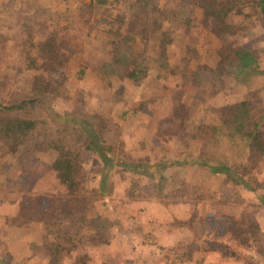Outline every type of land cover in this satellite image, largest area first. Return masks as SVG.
Returning <instances> with one entry per match:
<instances>
[{
    "label": "rangeland",
    "instance_id": "374dc122",
    "mask_svg": "<svg viewBox=\"0 0 264 264\" xmlns=\"http://www.w3.org/2000/svg\"><path fill=\"white\" fill-rule=\"evenodd\" d=\"M89 2L93 5L97 1L0 0V104L9 106L25 96L35 77L55 79L64 85L67 97L54 100L50 111H78L99 118V123L114 131L109 140L116 141L115 153L122 162L142 167L163 161L184 163L167 172L169 182L162 183L159 192L163 200H159L148 190V179L116 168L108 170L85 150L84 142L64 148L67 165L72 164L82 179L83 192H90L87 220L94 216L103 219L109 243H96L89 221L77 234L74 228L66 232L68 208L60 209L57 201L51 202L42 216L30 220L32 214L40 212L31 207L34 204L30 206V195L56 191L58 179L49 169L56 154L35 153V160L22 178L20 149L13 144L23 137L18 132L0 137V239L4 241L0 253L8 251L10 245L12 255L25 253L19 242L9 245L5 241L8 237L15 240L17 236L12 232L17 227L21 240L26 242L36 239L35 234L39 239L44 234L41 240L46 245L56 242L53 237L57 235L71 236L70 252L87 255L89 264H264V205L260 204L264 199V156H252L239 140L221 142L210 150L240 172L245 170L242 173L245 179L250 175L253 191L189 165V156L183 160L202 147L208 126L235 107L252 103L264 108V79H256L249 88L227 83L213 93L206 83L194 85L186 68L197 62L213 67L220 51L227 55L240 43L258 50L264 68V27L256 13L247 10L251 14L243 20L247 27L224 43L198 22L199 10L194 27L163 22L144 41L138 36L141 23L126 17L118 26L121 36L117 37V23L104 22L98 9L90 13ZM108 8L113 16L120 12L127 16L128 10L122 4ZM125 37L131 39L130 52L147 71L138 86L104 70L116 44ZM43 116L52 138H60L66 126L54 124L47 114ZM200 122L203 126L198 131ZM13 205L19 211L17 215ZM4 214H8L7 221ZM240 215H246L259 228L263 242L258 250L237 246L229 237L226 218ZM36 220L45 232L25 227L31 223L34 226ZM44 243L30 253L40 255ZM227 246L236 255H229ZM189 249L191 261L180 263L176 258L183 255L179 259L186 260ZM36 255L28 262L9 264H37L33 259Z\"/></svg>",
    "mask_w": 264,
    "mask_h": 264
},
{
    "label": "trees",
    "instance_id": "16d2710c",
    "mask_svg": "<svg viewBox=\"0 0 264 264\" xmlns=\"http://www.w3.org/2000/svg\"><path fill=\"white\" fill-rule=\"evenodd\" d=\"M92 5L87 3L90 13L98 9L103 14V21L109 24L117 23L114 31L115 36L120 37L119 27L123 24L126 17L131 21L141 23L142 30L138 36L144 41L147 35H154L162 26L163 22H170L175 25L193 26L197 19V10L200 11V22L211 34H214L221 42H225L229 37L235 36L239 29L247 27L243 24V20L251 18V14L246 12L252 10L255 12L264 27V0H96ZM127 1V2H126ZM122 4L127 11V16L123 13L113 16L110 14L108 6L117 7ZM54 21L58 17L50 16ZM242 18V19H239ZM139 19V20H136ZM119 26V27H118ZM194 27V26H193ZM146 35V36H145ZM129 37L121 38L113 53L110 63H106L105 71L109 75L117 76L121 80H127L138 86L147 76V71L141 68L138 58L130 52ZM188 63V62H187ZM105 64V63H104ZM188 64L191 82L194 85L206 83L216 93L224 88L227 83H235L236 85L249 88L250 84L256 79H264V68L259 63V52L251 44L240 43L237 47L227 54L219 52L216 64L207 66L197 62L194 67ZM32 68V64L28 66ZM192 67V68H191ZM43 78V77H42ZM67 90L64 85L55 79L34 78L29 91L25 96L19 98L14 104L6 106L0 104V137L10 136L17 133L22 140L17 141L14 148L20 149L18 163L24 172L20 175L26 177L28 166L35 160V153L53 151L56 156L52 160L49 169L55 172L57 176V188L55 193H39L30 195V206L38 208L35 215H31L30 220L42 216L51 202L60 205V209H65L67 218L66 232L70 233L74 228V232L79 233L86 222L89 221V227L94 229L93 240L108 244L109 239L106 237L103 219L94 216L92 220H87L86 201L90 197L86 191L83 192L84 183L81 178L74 172V166L65 161L62 151L73 142H84L85 150L92 153L101 165L108 167V170L118 169L119 171L130 172L140 175L150 181L149 191L156 199L163 200L159 191H161L162 183L169 182L167 172L175 167L183 165V162H161V164H153L144 166L127 162H122L116 156L115 140H109L114 131L110 126L99 123V118L78 112H63L61 114L50 111V104L59 98H66ZM133 114L136 110L131 111ZM44 114H47L54 124L59 123L65 125L64 133L58 139L51 136V130ZM126 115V112L123 113ZM71 125V126H68ZM200 122L197 128L200 131ZM17 135V136H18ZM196 139L197 136H192ZM202 147L199 150L186 157H191L189 165L205 170L211 176H224L230 182L237 183L244 188L253 191V187L249 183L250 175L244 178L245 170L240 172L237 166L229 163L216 152H211V148L219 147L224 141L233 143L239 140L251 155L264 156V108L262 104L242 105L235 107L229 115L222 117L216 124L208 126L207 133L202 136ZM17 144H19L17 146ZM196 147V146H195ZM217 150V149H216ZM25 174V175H24ZM106 177V175H104ZM147 190V191H148ZM148 191V192H149ZM71 201V203H69ZM163 202V201H162ZM260 204L264 205V199L260 200ZM228 220L227 231L229 237L235 241L237 246L247 247L252 250H258L262 247V238L259 234V228L246 215H240L238 218H226ZM37 222V220H36ZM17 237H13L12 244L16 242L26 252L27 246L29 251L37 248V238L28 242L22 240L17 231L12 232ZM60 235V234H59ZM63 235V234H62ZM60 235V236H62ZM104 235V236H103ZM58 236V235H57ZM53 237L56 242L44 246V252L41 253L46 258L45 264H89V257L85 254L76 255L71 253V236L63 238ZM74 237H72L73 239ZM66 240V241H65ZM68 247L66 246V242ZM0 239V244L2 243ZM225 246V245H224ZM3 251L0 256L3 262L0 264H9L12 251ZM228 247V246H227ZM68 248V249H67ZM229 255H236L235 250L227 248ZM22 253L19 256L25 257ZM33 256V253H29ZM192 251L189 249L185 252L184 258L178 256L176 259L180 263L191 261ZM18 256V255H17Z\"/></svg>",
    "mask_w": 264,
    "mask_h": 264
},
{
    "label": "crops",
    "instance_id": "0c3cea01",
    "mask_svg": "<svg viewBox=\"0 0 264 264\" xmlns=\"http://www.w3.org/2000/svg\"><path fill=\"white\" fill-rule=\"evenodd\" d=\"M1 198V197H0ZM13 207H14V210H15V213L14 214H18V210L16 209V205H13ZM11 215V214H10ZM7 216H8V214H4V220L5 221H7ZM10 217V216H9ZM21 226V225H20ZM8 227V226H7ZM26 228H34L33 229V231H35V232H40V233H43V232H45V229L43 228L44 226H43V224L42 223H38V222H36L35 223V225L34 226H32V223L31 224H28V225H26L25 226ZM5 228H3L2 230H4ZM9 230H12V227H10V228H8ZM44 229V230H43ZM15 231H17V227H16V229H15ZM39 233V234H40ZM22 236V235H21ZM44 236V234H41L40 235V239L38 238V234H35V237L37 238V240L39 241V242H37V245H38V247H41V246H43V241L41 240L42 239V237ZM3 241V240H2ZM5 241H7L8 242V244L10 245L11 243H12V238H10V237H8ZM4 242V241H3ZM11 242V243H10ZM20 242H22V240L20 239ZM45 244V243H44ZM46 245V244H45ZM49 245V244H48ZM11 246V245H10ZM39 250V249H38ZM26 252L27 253H25L26 254V256L25 257H22V256H15V255H11V257L10 258H8L9 259V262L11 263H14V261L15 262H17V263H20V262H23V261H25V262H28V260H30V259H32V255L30 254V256H29V253H30V251H29V249H28V246H27V250H26ZM38 252H40V251H38ZM13 253V252H12ZM39 254V253H38ZM41 254V253H40ZM36 254H34L33 256H35ZM33 259H35L36 260V262H37V264H45L46 263V258L45 257H43L42 255H36V257L35 258H33ZM3 260V257L2 256H0V262H3L2 261ZM34 260V261H35Z\"/></svg>",
    "mask_w": 264,
    "mask_h": 264
}]
</instances>
